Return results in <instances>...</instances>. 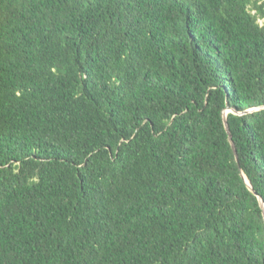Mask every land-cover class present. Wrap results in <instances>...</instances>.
Here are the masks:
<instances>
[{"label":"trees","instance_id":"1","mask_svg":"<svg viewBox=\"0 0 264 264\" xmlns=\"http://www.w3.org/2000/svg\"><path fill=\"white\" fill-rule=\"evenodd\" d=\"M261 19L0 0V264H264Z\"/></svg>","mask_w":264,"mask_h":264},{"label":"water","instance_id":"2","mask_svg":"<svg viewBox=\"0 0 264 264\" xmlns=\"http://www.w3.org/2000/svg\"><path fill=\"white\" fill-rule=\"evenodd\" d=\"M228 112H230V111L225 112V116H224V119H225V127H226V130H227V132H228L229 139H230V142H231V144H232V148H233V150H234V154H235V156H236V160L239 162V157H238V153H237V150H236V146H235L234 141H233V139H232V135H231V132H230L229 124H228V121H227V113H228ZM243 177L245 178V180H246V182H247L249 188L251 189V191L254 192V193L256 194V192L253 190V188H252V186H251L249 180H248L244 175H243ZM259 199H260V204H261V208H262V210H263V216H264V201H263L262 198H260V197H259Z\"/></svg>","mask_w":264,"mask_h":264},{"label":"rangeland","instance_id":"3","mask_svg":"<svg viewBox=\"0 0 264 264\" xmlns=\"http://www.w3.org/2000/svg\"><path fill=\"white\" fill-rule=\"evenodd\" d=\"M255 1H256V0H255ZM258 1H259L260 4L263 2V0H258ZM259 23H260L261 25H264V19L259 20Z\"/></svg>","mask_w":264,"mask_h":264}]
</instances>
